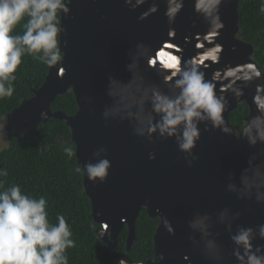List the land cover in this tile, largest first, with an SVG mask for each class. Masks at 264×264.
Listing matches in <instances>:
<instances>
[{
	"label": "clouds",
	"instance_id": "clouds-1",
	"mask_svg": "<svg viewBox=\"0 0 264 264\" xmlns=\"http://www.w3.org/2000/svg\"><path fill=\"white\" fill-rule=\"evenodd\" d=\"M72 2L0 0V101H6L16 93L18 69L26 57L49 70H58L57 78L64 77L65 52L61 49V38H66L68 33L62 26V18L73 19L70 14ZM224 2L192 0L193 13L206 28L203 33L197 32L191 37L195 41V51L185 58L184 49L171 42L176 36L172 25L184 8L185 0H164L167 39L158 47L138 41L128 49L129 62L125 67L130 77L122 80L108 75L106 95L110 103L104 104L101 117L105 124L127 121L132 133L150 145L172 140L188 167L198 160L194 150L202 131H219L237 141H244L252 151L238 177L234 171H228L225 189L238 199L264 204V66L250 58L243 63L233 65L226 62L218 66L224 50L218 42L225 27L220 15ZM145 4L148 6L136 17L137 22L156 14L159 3L157 0H123V6L129 11ZM258 11L264 15V0H259ZM18 25L19 32L15 31ZM195 25L193 20L192 26ZM242 31L239 29L233 39L240 41ZM189 42V36H185L184 43ZM63 44L67 46V39ZM232 50L235 51L234 46ZM149 70L155 73L156 79L148 78ZM245 89L251 90V105L244 98ZM66 91H73V85L69 84ZM84 99L91 103L90 97ZM231 102L236 106L247 105V114L237 126L227 119L234 110H230ZM8 116L6 112L0 113V152L10 147L6 131ZM40 117L44 120L47 114L41 111ZM57 143L69 160L77 156L72 133L67 138L59 137ZM38 147L44 153L51 145L42 143ZM148 159H155L154 151L148 152ZM110 168L107 149L100 146L92 152L91 160L83 164L77 162L72 171L86 176L95 186L107 180ZM8 175L6 168H0V264H69L67 250L76 247L69 219L65 214L57 213L53 222L47 210V198L28 193L20 183H7ZM240 216L239 211L234 212L228 206L215 214L194 211L186 221L187 238L193 249H198L209 264H228V261L264 264V243H256L264 241V223L255 226L236 224L234 227ZM160 218V225L169 235H174L172 223L163 216ZM216 225H222L228 234L231 248L227 251L218 240L220 233L214 231ZM89 229L99 240L110 235L109 225L104 221L97 223L94 219ZM157 259L164 261V254L155 255L151 264H156ZM181 260L184 264H192L187 254L182 255ZM120 264L129 262L122 258ZM136 264L145 262L138 260Z\"/></svg>",
	"mask_w": 264,
	"mask_h": 264
},
{
	"label": "water",
	"instance_id": "water-1",
	"mask_svg": "<svg viewBox=\"0 0 264 264\" xmlns=\"http://www.w3.org/2000/svg\"><path fill=\"white\" fill-rule=\"evenodd\" d=\"M239 2L225 0L220 7L225 27L218 37V42L224 48L218 66L226 62L233 65L243 63L253 56L252 45L233 39L240 29ZM157 3L160 8L156 14L137 22L136 17L146 9L147 4L129 11L123 6V0H97L96 3L91 0H73L70 5L73 19L62 18V26L68 33L66 38H61V49L65 52L64 77L57 78L58 70H48L43 86L39 90H32L33 97L22 101L9 114L6 131L9 141L15 138L20 143L25 135H30L41 142L43 129L40 126L50 119L58 120L65 122L69 133H72V140L77 145V162L83 164L91 160L92 152L100 146L107 149V158L111 161L107 180L94 186L82 175V187L90 202L93 221H104L109 225V237L105 236L100 241L113 252L119 264L122 258L131 264L126 254L135 242V225L142 209L147 211L151 220H160L153 237V250L154 258L163 253L165 260L157 259L156 264H184L181 260L184 254L189 255L192 264H209L198 249H193L187 238L189 229L186 221L194 211L215 214L228 206L234 212L250 216L246 221L239 218L234 222V227L236 224L255 226L264 223V204L238 199L225 189L228 171H234L238 177L252 149L244 141H237L219 131H202L194 150L198 160L188 167L172 140L157 141L150 145L132 133L127 121L105 124L101 117L104 104L110 103L106 95L108 75L122 80L130 77L125 67L129 62L128 49L133 48L138 41L158 47L167 39L164 0H157ZM101 16L104 18L101 19ZM193 20L196 21L195 27L192 26ZM172 27L176 30V36L171 42L184 49L185 58L193 55L195 41L191 37L197 32L203 33L206 25L193 13L192 0H185L184 8ZM185 36L190 38L188 44L184 43ZM64 39H67L66 47ZM233 46L235 51L232 50ZM147 76L156 79L151 70ZM69 84L73 85L71 92L66 91ZM68 93L75 98L76 114L69 117L63 112H52L54 99L65 97ZM84 97H90L91 103L86 102ZM250 97L251 90L245 89L244 98L251 105ZM235 106L231 102L230 110H234L228 114V121L239 105ZM41 111L47 114L44 120H41ZM149 151H154L155 159H148ZM248 207L249 210H245ZM97 213L100 215L97 216ZM159 215L172 223L174 235H169L160 225ZM123 228L127 229L126 254H118L116 245ZM214 231L220 233L218 240L226 251L229 250L231 242L224 227L216 225ZM151 261L145 264H151ZM228 264H234V261H228Z\"/></svg>",
	"mask_w": 264,
	"mask_h": 264
},
{
	"label": "trees",
	"instance_id": "trees-1",
	"mask_svg": "<svg viewBox=\"0 0 264 264\" xmlns=\"http://www.w3.org/2000/svg\"><path fill=\"white\" fill-rule=\"evenodd\" d=\"M259 0H240L238 13L240 16L241 40L254 48L252 59L264 66V15L259 14ZM21 31L18 25L16 30ZM46 66L26 57L18 69L16 93L6 101H0V113H12L21 102L33 97L32 90H39L47 76ZM52 112H63L74 116L77 104L74 96H58L51 104ZM247 106L239 105L229 116V123L237 126L245 118ZM43 129L41 142L25 135L22 142L12 138L10 147L0 152V168L8 170L7 183H20L28 193L44 195L49 203L50 219L55 222V215L63 213L69 219L76 240V247L67 250L69 264H119L114 254L106 245L90 231L93 222L89 199L83 191L82 175L72 171L77 163L76 157L71 160L64 154L57 143L59 137L67 138L69 128L65 122L48 120ZM49 144L48 151L41 153L39 145ZM7 186V185H6ZM160 220H151L147 211L142 209L135 225V242L126 254L127 229L121 231L116 252L126 254L131 264L138 260L145 263L154 259L153 237Z\"/></svg>",
	"mask_w": 264,
	"mask_h": 264
},
{
	"label": "bare ground",
	"instance_id": "bare-ground-1",
	"mask_svg": "<svg viewBox=\"0 0 264 264\" xmlns=\"http://www.w3.org/2000/svg\"><path fill=\"white\" fill-rule=\"evenodd\" d=\"M244 207H245V206H244ZM245 210H249V207L246 208ZM249 218H250L249 215H241V216H240V219H242V220H244V221L249 220Z\"/></svg>",
	"mask_w": 264,
	"mask_h": 264
}]
</instances>
